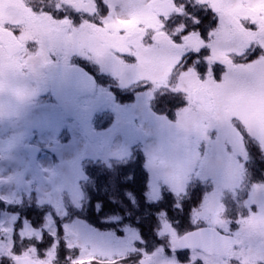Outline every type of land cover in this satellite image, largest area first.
<instances>
[{"label":"rangeland","instance_id":"rangeland-1","mask_svg":"<svg viewBox=\"0 0 264 264\" xmlns=\"http://www.w3.org/2000/svg\"><path fill=\"white\" fill-rule=\"evenodd\" d=\"M208 1L0 0V27L23 46L13 59L0 46V264H264V0H225L204 30ZM46 62L94 74L95 93L80 101L103 102L94 142L43 97ZM196 89L211 115L192 101ZM28 144L39 147V175ZM193 185L204 190L176 223L171 209ZM164 188L171 208L159 204L172 202ZM139 208L151 217L142 228L128 223ZM201 227L239 247L226 259L178 251Z\"/></svg>","mask_w":264,"mask_h":264},{"label":"water","instance_id":"water-1","mask_svg":"<svg viewBox=\"0 0 264 264\" xmlns=\"http://www.w3.org/2000/svg\"><path fill=\"white\" fill-rule=\"evenodd\" d=\"M224 0H209V7L213 14L220 11ZM65 23H62L64 25ZM0 44L7 56L12 58L21 50L20 43L14 35L0 28ZM43 71L47 74L49 92L62 112L70 117L81 129L89 142L95 140V132L91 128V122L95 113L101 107V103H94L89 107L81 108L77 100L90 94L94 90V82L87 72L77 66L53 65L45 63ZM194 103L202 109L212 113V106L205 90L196 89L192 93ZM119 132L129 142L135 139V129L129 122H122L118 127ZM24 151L29 157L32 166H35L39 149L35 146H25ZM37 173V170H35ZM239 246L235 237L218 232L214 228L202 227L183 234L177 241L176 247L181 251L198 250L211 256L227 257L229 252ZM15 264H39L28 257L15 258ZM150 259L145 258L139 264H149Z\"/></svg>","mask_w":264,"mask_h":264},{"label":"trees","instance_id":"trees-1","mask_svg":"<svg viewBox=\"0 0 264 264\" xmlns=\"http://www.w3.org/2000/svg\"><path fill=\"white\" fill-rule=\"evenodd\" d=\"M188 16V15H187ZM197 16L199 17L200 16V18H203L204 19V21L206 22V24L204 25V30H206V28H208V26L210 25V27L212 26V15H211V13L210 12H206L203 16H201V15H199V12L197 13ZM196 16V17H197ZM175 17V15H173L172 17H171V19L173 20V18ZM170 20V19H169ZM169 20H168V22H169ZM202 32V31H201ZM205 33V32H204ZM128 95H126V97H127ZM125 97V98H126ZM124 98V99H125ZM124 99H121V100H124ZM174 101V100H173ZM178 104V103H177ZM176 104V105H177ZM254 156H253V158H252V160H253V162L255 161V158H257V160L255 161V164H256V166L258 167V164H257V162L258 161H260V158H258L257 157V154L255 155L253 152H251ZM260 156V155H259ZM259 168V167H258ZM137 169H140V167L138 166L137 167ZM259 173H260V171H258L257 172V181L260 179V175H259ZM261 174V173H260ZM143 175H144V173L142 172V174L141 175H137V176H135V174L133 175L134 177V180L137 182V179H139V180H142V182H140V185L138 184V187H140V190H143L142 189V183H143ZM136 178V179H135ZM256 178V177H255ZM131 180V179H130ZM99 186V185H98ZM101 186H102V184H101ZM125 186V185H124ZM123 186V187H124ZM137 186H135V184L133 183H131V184H129L128 186H127V188H129V189H131L133 192H132V194L135 192V193H137V188H138ZM190 189H189V191L192 193L191 194V197H190V200H187V201H184V203H180V205L181 206H179L177 209H173V207H172V209H171V211H172V213L170 214V215H173V218H174V220H175V222L176 223H179V224H181V222H183L185 219H186V215L188 214V212L192 209V207L190 206V205H192L193 204V201L196 199V198H198V196H199V194L201 193V191H199L200 189L203 191L204 190V186H203V188H200V189H197V186H195V185H193V186H188ZM199 187V186H198ZM102 188V187H101ZM101 188L99 189L100 191H101ZM125 188V187H124ZM127 188H125V189H127ZM164 191L162 192V195H163V200L165 201V200H170V201H172V202H166V203H164V204H162V201L161 202H159V204H161V206L163 205V206H168L169 208H171V206L173 205V204H175L176 203V201H175V199L173 198V196L171 195V193L169 192V191H166V189L164 188L163 189ZM105 194V193H104ZM162 198V197H161ZM195 198V199H194ZM110 199V198H109ZM191 199H194L192 202H190L191 201ZM143 203V202H142ZM157 203V202H156ZM103 204V203H102ZM166 204V205H165ZM183 204V205H182ZM109 205V207L108 208H114V209H118V208H116V207H114L112 204H108ZM102 206H104V204L102 205ZM161 206H159L160 208H156L157 210H164L165 209V207H161ZM228 208H230V207H228ZM30 209V207H28V208H26V207H21L19 210H21V211H27L28 212V214L29 213H33L32 212V210H29ZM98 211L100 212V214H103V209L101 208V207H99L98 208ZM114 211V210H113ZM140 211V208H139V210L137 211V212H139ZM154 211V209H150L149 210V212H150V214H151V212H153ZM231 212H232V209H231ZM230 211H229V214H231L232 215V213H231ZM146 213H147V215H146ZM234 213V215L236 216H238V213H236V212H233ZM116 214H120L118 211H116V213H115V215ZM93 216V214L91 213V214H89L88 215V217L89 218H91ZM145 217V218H144ZM121 218H123V219H125L126 217H124V216H122ZM141 218L142 219H149V218H151L150 217V215L148 214V212H147V208H144L142 211H140V213H139V215L137 216L136 215V218H134V217H129V221H128V223H130L133 227H138V226H140L141 228H142V222H140V220H141ZM123 219H120L122 222H123ZM95 222H96V219H95ZM94 224H96V223H94ZM99 224V223H98ZM109 226L110 225H103V226H100V228L101 229H107V228H109ZM139 230V229H138ZM139 234H140V238L142 239V240H144V238L145 237H155V235L154 234H152V233H145V235L143 236L142 235V233L139 231L138 232ZM145 241H147L146 240V238H145ZM9 263V262H8Z\"/></svg>","mask_w":264,"mask_h":264},{"label":"flooded vegetation","instance_id":"flooded-vegetation-1","mask_svg":"<svg viewBox=\"0 0 264 264\" xmlns=\"http://www.w3.org/2000/svg\"><path fill=\"white\" fill-rule=\"evenodd\" d=\"M70 64H75V65H78L79 63H76V62H71ZM87 97H90V96H87ZM87 97H85V98H87ZM85 98H83V99H85ZM83 99H81V100H83ZM64 117H65V114H64Z\"/></svg>","mask_w":264,"mask_h":264}]
</instances>
